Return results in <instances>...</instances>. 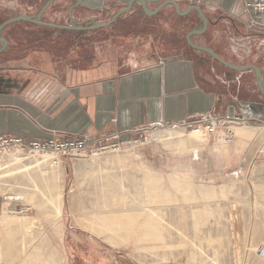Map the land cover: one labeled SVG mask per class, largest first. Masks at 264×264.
Masks as SVG:
<instances>
[{"label": "crops", "instance_id": "0c3cea01", "mask_svg": "<svg viewBox=\"0 0 264 264\" xmlns=\"http://www.w3.org/2000/svg\"><path fill=\"white\" fill-rule=\"evenodd\" d=\"M129 1L0 0V136L32 141L56 133L68 138L117 133L119 140L140 139L156 127L182 126L206 114L223 117L230 114L231 107L234 114H241L249 107L261 117L252 120L256 127L247 124L257 128L253 136L236 130L232 143H223L220 135H208L193 141L188 150L168 149L184 155L178 167L215 181L236 176L264 157L260 77L254 68H239L258 66L264 88V26H250L248 11L237 13L234 0L205 1L200 6L205 13L220 4L218 9L231 12L235 24L244 27V32L238 31L239 37L232 34L235 45L228 50L204 40L208 29L192 36L193 42L214 49L238 68L189 44V33L203 29L204 22L197 10L188 12L191 4L186 0L178 2L183 14L169 5L148 15L135 1L129 13L108 27H60L107 22ZM149 5L151 10L159 6ZM205 15L209 28L214 20ZM188 27L192 29L185 34ZM170 35L176 39L170 40ZM213 37L218 42L221 36L215 32ZM162 163L169 166L174 160L162 157ZM202 164L205 169L200 168ZM176 175L190 179L189 175ZM231 196L242 203L247 194L232 192Z\"/></svg>", "mask_w": 264, "mask_h": 264}, {"label": "rangeland", "instance_id": "374dc122", "mask_svg": "<svg viewBox=\"0 0 264 264\" xmlns=\"http://www.w3.org/2000/svg\"><path fill=\"white\" fill-rule=\"evenodd\" d=\"M233 2L237 13L246 12L243 0ZM217 6L221 7L220 4ZM217 6H213L217 8L215 10L205 11L214 23L209 25L204 40L217 45L220 50H228L235 45L232 34L238 36V31L245 29L235 24L231 12ZM197 24L201 26V22L197 21ZM191 29L188 27L185 34ZM157 32L155 28L154 33ZM215 32L221 36L218 42L213 41ZM168 38L175 40L176 35ZM247 124L257 126L252 120ZM162 129L167 128H153L141 141L125 146L119 152L81 156L73 162L64 160L59 165L58 177L53 165L44 166L47 178L38 177L41 191L37 192V201H43V193L63 192L60 235L52 230L50 206L7 199L17 197L16 194L22 191L35 192L27 177L9 178L6 184L13 191L0 192V215L4 202L8 201L7 210L17 211L19 217H28L36 223L32 234L27 236L28 247L23 252L19 245L22 240L19 224L6 226L0 222V264L30 262L28 254L37 247H41L40 262L48 260L47 264H264V157L227 180L215 181L203 173L199 177L187 167L176 165L185 157L159 142L155 134ZM201 138L202 141L205 136L201 135ZM14 153L27 157L20 152L11 154ZM11 154L0 155V160L3 162ZM118 155L123 159L115 160ZM162 157L174 160V163L163 165ZM29 161L31 159L26 160ZM200 168L206 166L202 164ZM150 174L160 177L156 190H148ZM176 174L189 175L190 179ZM48 177L51 180L45 189L44 179ZM176 178L189 189L190 198L186 199L184 190L176 187ZM150 192L167 193L172 200L155 202ZM232 192H246L247 196L240 203L232 198ZM148 207L161 214L162 219L157 223L163 235L161 241L140 238L146 228L139 224L147 215ZM109 209L117 214L136 216L139 224L127 241L114 244L106 234H96L85 227V216ZM46 236L51 240L45 244Z\"/></svg>", "mask_w": 264, "mask_h": 264}, {"label": "bare ground", "instance_id": "6f19581e", "mask_svg": "<svg viewBox=\"0 0 264 264\" xmlns=\"http://www.w3.org/2000/svg\"><path fill=\"white\" fill-rule=\"evenodd\" d=\"M243 125L244 126L241 128H238L239 125H237L235 127V131L237 130L238 133L246 131L253 136L254 135L253 129L254 130L257 129L253 127L256 126L250 127L249 125H247V123H243ZM164 128L167 129L160 130L155 134V136L166 147L174 151L186 150V149L188 150L189 148L193 147L192 145L193 141L200 142V140L202 139L201 135L208 137V135L205 134L202 130L185 132L183 130L184 128L179 129L180 127H164ZM220 140L223 141V143L225 142L223 138H221ZM13 152H19V151H8L7 153L1 155L4 156L6 154H11ZM134 156H138V155L134 154ZM116 157L119 158L120 156L118 155ZM30 159L31 161L27 163L26 160H30ZM47 164L48 162L45 158L22 157L20 154H15V153L9 155L3 162L2 160H0V192L3 193L5 191H9L8 193H11V191H13L12 187L6 184V181L9 178H16L19 175L22 177H27L32 183V187H34L35 192L22 191L16 194L17 197L9 196L7 197V199L9 200L18 199L24 202L25 204L28 205L32 204L34 206H40V207L42 205L50 206L51 212L49 213V218L51 220L52 230L60 235L61 234L60 217L62 215L63 192L60 191L54 195L53 194L47 195L46 193H43L44 196L43 201L42 202L37 201V192L41 191V186L39 187L38 185L39 184L38 177L45 176V178H47L45 175V173L47 174V172L44 170V166H46ZM54 167H55L54 174L56 177H58L59 165ZM159 178H160L159 176L153 174H150L148 176V190H156V188L158 187ZM49 179L51 180L50 177H48V179H44L46 183L45 189L49 187V183H48ZM174 182L177 188L181 189L182 191L184 190L182 193L186 199L191 197V192H189V189L185 185H182L181 181L178 178H176ZM150 195L155 202L172 200L170 195H168L167 193L160 194L159 192H150ZM205 197L211 198V196H205ZM8 204H10L8 201L7 202L5 201L3 204V210L0 215V222L2 224H5L6 226L13 223L19 224V228L22 232V240H21V244L19 245L22 251L25 252L28 247L27 236H30L32 234V230H33L32 228L35 226L36 222L31 221L33 219H30L28 217H19L17 215L18 214L17 211L7 210ZM161 219H162L161 214L158 211L148 207V213L146 216H144V219L140 224L137 222V218L133 214L130 213L117 214L114 210L111 209L104 210L103 212L101 211L93 212L92 214L85 216L83 220H85L84 221L85 227L88 230L96 234H106L109 241L111 243L116 244L119 241H127L128 238L130 237V234L134 230L135 226H138L137 224H139V227L146 228L145 233L143 235H140V238L147 239L148 241L163 240V235L160 231L159 226L157 225V223L160 222ZM49 239L50 237L46 236V241L44 243L46 244ZM40 251H41V247H37L36 250L29 253L28 256L29 258H31V260L30 262L27 261L24 264H47L48 260H46L43 263L40 262L41 259Z\"/></svg>", "mask_w": 264, "mask_h": 264}, {"label": "built area", "instance_id": "2783aa9c", "mask_svg": "<svg viewBox=\"0 0 264 264\" xmlns=\"http://www.w3.org/2000/svg\"><path fill=\"white\" fill-rule=\"evenodd\" d=\"M191 6H201L205 1L216 4L217 0H186ZM243 5L251 16L250 26H264V0H243ZM250 111V112H249ZM249 112V113H248ZM260 114L254 113L249 107H244L241 114H229L216 116L206 114L200 119L186 121L182 126L168 125L161 127H180L187 131L202 130L209 136L220 135L226 143H232L236 136L235 127L247 123L250 120H259ZM65 133H56L46 140L28 141L23 137L4 135L0 136V155L8 151H19L30 158L42 157L53 166L64 163V160H73L81 156L99 155L121 151L125 146L142 139L119 140L117 133L107 134L101 137L88 135H74L66 137Z\"/></svg>", "mask_w": 264, "mask_h": 264}, {"label": "water", "instance_id": "95a60500", "mask_svg": "<svg viewBox=\"0 0 264 264\" xmlns=\"http://www.w3.org/2000/svg\"><path fill=\"white\" fill-rule=\"evenodd\" d=\"M135 1H139L140 4H141V7L142 9L148 14V15H156L158 14L161 10H163L164 8H166L167 6L169 5H172L175 7V9L180 13V14H183L185 12L181 11L180 8H179V1L181 0H130L129 3H128V6L123 9V10H120L118 11L109 21L107 22H104V23H95L93 24L92 26H77L75 24L73 25H70V26H60V27H70V28H79V29H90V28H105V27H108L110 25H112L119 16L123 15V14H126V13H129L133 7V4ZM149 2L153 3V4H159V6L157 8H155L154 10H151L150 9V5H149ZM192 10H197L199 13H200V16L204 22V27L203 29H198V30H193L189 33L188 35V41H189V44L191 46H193L194 48H197V49H201V50H205V51H209L216 59H218L220 62L228 65V66H232L234 68H238L232 64H230L229 62H227L226 60H224L220 55H218L214 49L210 48V47H206V46H203V45H198L196 44L195 42H193L192 40V36L194 34H197V33H202L204 32L205 30L208 29V18L207 16L205 15V13L203 12V10L200 8V6L198 5H193V6H190L188 12L192 11ZM21 18L25 19V20H28V21H36V22H40L39 18H35V19H32L30 17H27V16H21ZM14 19H11L9 20L12 21ZM42 24H46V25H49V26H55L54 24H51V23H42ZM3 27V26H2ZM239 68H242V69H248V68H254L260 79H259V86H260V89L261 91L264 93V88H263V85H262V79H261V70L258 66L256 65H246V66H243V67H239ZM229 113L230 114H234V107H231L230 110H229Z\"/></svg>", "mask_w": 264, "mask_h": 264}]
</instances>
